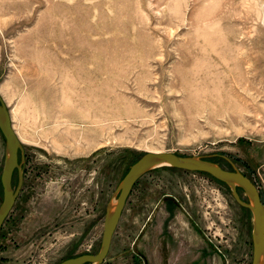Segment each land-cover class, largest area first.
<instances>
[{
	"label": "rangeland",
	"instance_id": "1",
	"mask_svg": "<svg viewBox=\"0 0 264 264\" xmlns=\"http://www.w3.org/2000/svg\"><path fill=\"white\" fill-rule=\"evenodd\" d=\"M0 96L26 163L1 264L96 253L146 151L238 170L264 204V0H0ZM252 226L223 182L157 166L102 264H251Z\"/></svg>",
	"mask_w": 264,
	"mask_h": 264
},
{
	"label": "water",
	"instance_id": "2",
	"mask_svg": "<svg viewBox=\"0 0 264 264\" xmlns=\"http://www.w3.org/2000/svg\"><path fill=\"white\" fill-rule=\"evenodd\" d=\"M0 131L5 140L3 167L0 174L2 199L0 202V230L11 211L21 189L22 177L13 186V174L18 164V150L22 148L13 127L10 111L0 96ZM157 166H170L186 171L202 172L223 182L231 189L232 197L241 206L249 209L253 216L251 232V264H264V204L255 184L238 170H227L219 164L199 156H183L169 151H146L133 162L114 191V200L108 204L103 220L100 248L96 253H83L67 257L55 264H102L108 254L114 230L119 222L126 200L136 181L150 169ZM241 189L248 200L238 193ZM1 264V263H0Z\"/></svg>",
	"mask_w": 264,
	"mask_h": 264
},
{
	"label": "flooded vegetation",
	"instance_id": "3",
	"mask_svg": "<svg viewBox=\"0 0 264 264\" xmlns=\"http://www.w3.org/2000/svg\"><path fill=\"white\" fill-rule=\"evenodd\" d=\"M23 157H24V152L22 150V148H20L18 150V164H19V169L16 168L15 171H14V174L13 176L17 177V184H18V181H19V176L21 175L22 177V184H21V189L17 195V198L16 200L21 197L22 195V192H23V186H24V182H25V179H26V163H25V160H23ZM16 184V185H17Z\"/></svg>",
	"mask_w": 264,
	"mask_h": 264
},
{
	"label": "bare ground",
	"instance_id": "4",
	"mask_svg": "<svg viewBox=\"0 0 264 264\" xmlns=\"http://www.w3.org/2000/svg\"><path fill=\"white\" fill-rule=\"evenodd\" d=\"M113 203L115 202V200L112 201Z\"/></svg>",
	"mask_w": 264,
	"mask_h": 264
}]
</instances>
